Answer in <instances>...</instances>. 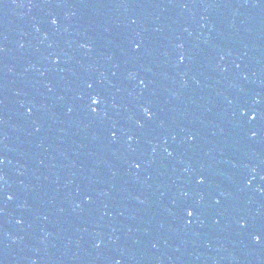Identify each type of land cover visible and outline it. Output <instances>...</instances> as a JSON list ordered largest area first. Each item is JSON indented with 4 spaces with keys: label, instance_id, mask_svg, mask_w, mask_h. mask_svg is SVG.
I'll list each match as a JSON object with an SVG mask.
<instances>
[{
    "label": "water",
    "instance_id": "1",
    "mask_svg": "<svg viewBox=\"0 0 264 264\" xmlns=\"http://www.w3.org/2000/svg\"><path fill=\"white\" fill-rule=\"evenodd\" d=\"M263 76L264 0H0V264H86Z\"/></svg>",
    "mask_w": 264,
    "mask_h": 264
},
{
    "label": "snow or ice",
    "instance_id": "2",
    "mask_svg": "<svg viewBox=\"0 0 264 264\" xmlns=\"http://www.w3.org/2000/svg\"><path fill=\"white\" fill-rule=\"evenodd\" d=\"M53 23H55V21H53ZM135 47L138 49L140 47V45L139 44H136ZM181 59H183V58H181ZM141 82L143 83V81H141ZM89 87H91V85H89ZM99 101H100V98L99 97H93V99H92V103H93L94 106H98ZM92 110L93 111H96L97 108L96 107H93ZM145 111H147V109H145ZM137 167H139V165H137ZM200 182H203V177L200 178ZM193 214H194V210H191L190 209V210L187 211V215L188 216H192ZM254 239L257 242H259L262 239V237H261V235L257 234V235L254 236Z\"/></svg>",
    "mask_w": 264,
    "mask_h": 264
}]
</instances>
